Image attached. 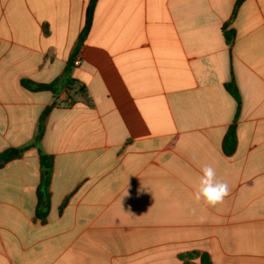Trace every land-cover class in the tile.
<instances>
[{
	"label": "crops",
	"instance_id": "obj_1",
	"mask_svg": "<svg viewBox=\"0 0 264 264\" xmlns=\"http://www.w3.org/2000/svg\"><path fill=\"white\" fill-rule=\"evenodd\" d=\"M90 1L0 0V153L50 109L0 168V264H264V0H97L73 57ZM204 165L231 189L214 208Z\"/></svg>",
	"mask_w": 264,
	"mask_h": 264
},
{
	"label": "trees",
	"instance_id": "obj_2",
	"mask_svg": "<svg viewBox=\"0 0 264 264\" xmlns=\"http://www.w3.org/2000/svg\"><path fill=\"white\" fill-rule=\"evenodd\" d=\"M242 0H239L238 5L240 4ZM97 0H91L87 13H86V21H85V26L83 30H81V35L78 41V44L76 46V49L74 51L73 57H75L84 42L85 38L87 37L89 30L92 25V20H93V12H94V7L96 4ZM225 37L229 43H232L235 38V34L233 30H229L225 32ZM74 65V59L69 60L65 75L63 79L67 80L68 82L70 81V73L72 70V67ZM62 80H57L51 84H35L31 82H24L25 87L32 91H52V92H57L59 84L61 83ZM226 86V90L237 100V111L240 110V99H239V93L237 90V87L235 86L234 83H229ZM50 109L46 108V110L43 112V114L40 117L37 132L34 136L33 142L30 145L21 147V148H10L7 149L3 152L0 153V168L6 164L9 161H12L14 159L20 158L24 152L29 150L31 147H38L42 137L44 135L46 126H45V119L49 113ZM224 151L227 154H231L235 151L236 145H237V136H236V128L235 124L230 127L226 137H224ZM40 152V161H41V166H42V186L39 190V209H38V215L42 219L45 217L47 212V209L49 207V187L51 183V178H52V173H53V157L49 155H45V153L42 152V150L39 149ZM183 259V264H213L209 254L207 253H199V252H190L181 257Z\"/></svg>",
	"mask_w": 264,
	"mask_h": 264
},
{
	"label": "clouds",
	"instance_id": "obj_3",
	"mask_svg": "<svg viewBox=\"0 0 264 264\" xmlns=\"http://www.w3.org/2000/svg\"><path fill=\"white\" fill-rule=\"evenodd\" d=\"M229 184L218 178L216 169L211 165L201 168L198 185L195 188L194 198L197 203L203 202L207 207H216L222 204L230 195ZM195 212V208L192 209Z\"/></svg>",
	"mask_w": 264,
	"mask_h": 264
},
{
	"label": "built area",
	"instance_id": "obj_4",
	"mask_svg": "<svg viewBox=\"0 0 264 264\" xmlns=\"http://www.w3.org/2000/svg\"><path fill=\"white\" fill-rule=\"evenodd\" d=\"M79 63V61L77 60L76 62H75V64H78Z\"/></svg>",
	"mask_w": 264,
	"mask_h": 264
}]
</instances>
